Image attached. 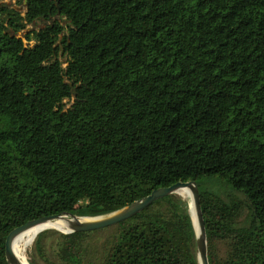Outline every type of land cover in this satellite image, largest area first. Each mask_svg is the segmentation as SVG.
<instances>
[{
    "label": "trees",
    "instance_id": "1",
    "mask_svg": "<svg viewBox=\"0 0 264 264\" xmlns=\"http://www.w3.org/2000/svg\"><path fill=\"white\" fill-rule=\"evenodd\" d=\"M18 1L0 0V264L30 221L190 181L209 263L264 264V0ZM57 236L58 264H198L177 195Z\"/></svg>",
    "mask_w": 264,
    "mask_h": 264
},
{
    "label": "water",
    "instance_id": "2",
    "mask_svg": "<svg viewBox=\"0 0 264 264\" xmlns=\"http://www.w3.org/2000/svg\"><path fill=\"white\" fill-rule=\"evenodd\" d=\"M188 188L191 192V202L189 203V212L193 222L194 229L196 231V245H197V259L198 264H210L208 257L207 237L204 216L201 208L200 194L198 185L195 181L190 182H178L170 187L159 188L151 192L148 196L131 203L117 211L110 214L99 216V217H78L71 213L64 215H54L49 217H43L37 220H33L25 224L24 226L18 227L12 230L5 241V257L8 264H21L19 259L14 253L13 244L16 238L26 229L56 219H64L68 222L69 230L61 232L63 234L72 233H89L105 228L115 226L121 222H124L140 212L147 209L155 201L162 198L177 195L183 189ZM181 197V196H180ZM194 213V216H193ZM70 217L71 219H67Z\"/></svg>",
    "mask_w": 264,
    "mask_h": 264
},
{
    "label": "rangeland",
    "instance_id": "3",
    "mask_svg": "<svg viewBox=\"0 0 264 264\" xmlns=\"http://www.w3.org/2000/svg\"><path fill=\"white\" fill-rule=\"evenodd\" d=\"M5 3H7L8 5H10L12 8H16L18 11H23L24 10V2L20 3L18 0H5ZM44 27L45 23L39 22L37 23L36 26H29L27 30L22 31L18 34V37L22 38L25 42V34L27 33V31L32 30V29H36V30H40V27ZM71 105L70 102H67V107H69ZM67 219H71L70 217H66ZM111 228V227H109ZM108 229V228H105ZM102 229V230H105ZM102 230H98V231H102ZM61 231V230H60ZM97 232V231H94ZM46 233V237L44 238V245H43V249H44V253H45V259H42L39 257V255L37 254L36 251V240L38 238L39 235ZM63 234L59 231H56V229H50V230H46L44 232H42L41 234H39L35 240H33L31 243H29L28 245L25 244V241L20 242L17 245V249L18 251L24 255L26 257V260L28 262V260L32 259L34 260L37 264H58V262L56 261V256L54 254L53 251V244L55 243L56 239H57V234ZM91 233V232H89ZM23 248V249H22Z\"/></svg>",
    "mask_w": 264,
    "mask_h": 264
},
{
    "label": "bare ground",
    "instance_id": "4",
    "mask_svg": "<svg viewBox=\"0 0 264 264\" xmlns=\"http://www.w3.org/2000/svg\"><path fill=\"white\" fill-rule=\"evenodd\" d=\"M180 196L184 200L188 201L189 203L191 202V192L188 188L183 189L180 193ZM193 216H194V213H193ZM50 229L51 230L56 229L59 231L61 230V232H66L69 230L68 222L65 221L64 219H56V220L48 221V222H45V223H42V224L26 229L16 238L13 244V250L17 258L21 262V264H29V263L27 262L26 257L18 251L17 245L22 241H25V244L28 245L33 240H35V238L40 233L46 230H50Z\"/></svg>",
    "mask_w": 264,
    "mask_h": 264
}]
</instances>
